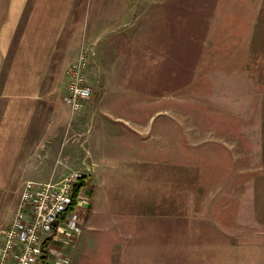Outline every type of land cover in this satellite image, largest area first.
<instances>
[{"label": "crops", "instance_id": "0c3cea01", "mask_svg": "<svg viewBox=\"0 0 264 264\" xmlns=\"http://www.w3.org/2000/svg\"><path fill=\"white\" fill-rule=\"evenodd\" d=\"M149 2L0 0V194H19L28 180L56 182L74 170L88 173L38 264H88L81 262L88 257L98 264H264V230L243 234L238 229L227 236L216 233L217 222L195 214L188 217L187 236H181L179 217L163 218V202L148 200L142 183L146 174H139L145 157L129 149L141 152L150 143L147 119L141 117L148 112L142 113L140 102L148 99L147 82H162L167 65L171 80L179 77L173 75L178 67L170 61L171 51L212 44L255 51L264 46V0ZM4 4H11L13 12L5 24ZM25 4L21 44L9 46L4 27L13 36ZM187 10L189 33L181 32L179 40L175 14L179 18ZM184 22L180 19L181 26ZM85 42L93 93L82 110L71 114L63 101L66 69ZM255 63L253 69L259 67ZM123 148H128L123 166L106 163ZM117 172L125 174V188L96 186L97 179H112ZM107 228L110 235H97Z\"/></svg>", "mask_w": 264, "mask_h": 264}, {"label": "rangeland", "instance_id": "374dc122", "mask_svg": "<svg viewBox=\"0 0 264 264\" xmlns=\"http://www.w3.org/2000/svg\"><path fill=\"white\" fill-rule=\"evenodd\" d=\"M149 1L151 6L153 0ZM83 5L87 8L91 4ZM10 11L11 4H4V24ZM27 12L25 4L13 36L5 25L9 46L21 44ZM189 14L188 10L180 13L179 18L175 14L179 40L181 32L189 33L190 24L185 27ZM180 19L185 20L182 26ZM82 46L89 52L86 42ZM250 47L178 46L177 52L175 48L171 51L170 61L173 67H178L173 75L179 77L171 80L172 69L167 65L161 69L164 80L147 82L148 99L140 100L142 113L148 112L141 117L147 119L150 143L142 146L141 152L129 149L145 157L139 174H146L142 183L149 192L148 200L156 198L158 203L163 202V218H171L172 214L179 217L181 236H187L188 217L195 214L217 222L216 233L227 236L234 237L238 229L243 234L264 230L263 222H254L264 221V46H256L255 51ZM256 61L259 67L253 69ZM148 62L151 60L147 61L148 65L152 63ZM129 102L135 105L132 99ZM127 149L117 153L119 157L113 154L106 163L123 166ZM115 175L112 179H97L98 183L94 180L96 186L108 187L110 183L112 189L125 188V174ZM21 190L22 185L19 194H0V247L9 225L8 216L15 211ZM8 199L13 200L15 207ZM101 217L102 213L97 216ZM154 218L162 219V216ZM110 233L107 228L97 235ZM88 251L83 250L84 257L89 256ZM98 258L106 260L102 256ZM85 260L88 264H98L91 257L81 262Z\"/></svg>", "mask_w": 264, "mask_h": 264}, {"label": "built area", "instance_id": "2783aa9c", "mask_svg": "<svg viewBox=\"0 0 264 264\" xmlns=\"http://www.w3.org/2000/svg\"><path fill=\"white\" fill-rule=\"evenodd\" d=\"M89 64V52L81 46L76 60L66 69L63 101L71 114L82 110L92 96L86 76ZM87 176L86 172L74 170L56 182L28 180L24 183L11 222L4 230L0 264H38L41 261L46 238L54 234L55 226L75 201V185Z\"/></svg>", "mask_w": 264, "mask_h": 264}, {"label": "trees", "instance_id": "16d2710c", "mask_svg": "<svg viewBox=\"0 0 264 264\" xmlns=\"http://www.w3.org/2000/svg\"><path fill=\"white\" fill-rule=\"evenodd\" d=\"M81 184V183H80ZM80 184H76L75 185V187H74V196L76 195V192H77V190H78V185L80 186ZM73 204H74V202L67 208V210H66V212H68L69 210H71L72 208H73ZM55 228H56V226H55ZM55 228H54V230H55ZM54 233V232H53ZM50 238H51V236H49V237H47L46 238V241L44 242V244H43V246H44V251H43V253H44V255H46V245H47V242L50 240ZM44 257V256H43ZM43 257L41 258V260L43 259Z\"/></svg>", "mask_w": 264, "mask_h": 264}]
</instances>
